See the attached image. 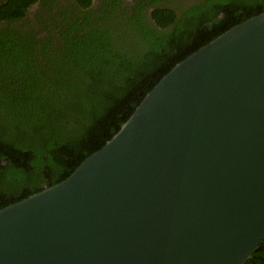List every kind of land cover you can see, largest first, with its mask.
<instances>
[{"label":"water","instance_id":"obj_1","mask_svg":"<svg viewBox=\"0 0 264 264\" xmlns=\"http://www.w3.org/2000/svg\"><path fill=\"white\" fill-rule=\"evenodd\" d=\"M264 243V13L178 63L65 181L0 210V264H247Z\"/></svg>","mask_w":264,"mask_h":264},{"label":"trees","instance_id":"obj_2","mask_svg":"<svg viewBox=\"0 0 264 264\" xmlns=\"http://www.w3.org/2000/svg\"><path fill=\"white\" fill-rule=\"evenodd\" d=\"M206 1L209 12L181 20L156 8V27L173 26L163 33L121 12L123 4L94 11L93 0H75L80 15L57 38L31 33L26 49L17 42V63L0 73V210L68 179L178 63L264 13V0ZM36 2L8 0L0 21L23 20ZM247 264H264V243Z\"/></svg>","mask_w":264,"mask_h":264},{"label":"flooded vegetation","instance_id":"obj_3","mask_svg":"<svg viewBox=\"0 0 264 264\" xmlns=\"http://www.w3.org/2000/svg\"><path fill=\"white\" fill-rule=\"evenodd\" d=\"M7 1L8 0H0V6L5 4ZM36 1L37 2L29 8L27 16L23 20L12 23L0 21V73L6 71V65H14L15 63H17V42L19 48L26 49L30 45L29 39L27 38L29 34L35 33L38 36V39L43 40H47V38L50 37L48 33L49 31L46 32L45 35H40L37 33L38 31H34V29L22 30L17 27L18 24L28 19L32 10L39 12L42 10V8H44L45 5L51 4L52 6H55L57 3L62 1L64 2L61 6L62 11H64L65 9L71 11L70 13H65L63 16L64 19L67 18L65 20L66 23L68 20L76 19L77 16L80 15V10L78 9V4L75 2V0ZM65 1H71V7ZM105 1L106 4H110L111 7H113V4H123L122 9L120 10L121 12L125 11V13H128L129 16L133 18L142 15L145 18V21L148 23L146 25H149L152 30L155 29L156 31L163 33L172 30L173 26H170L165 31H162L156 27L155 23L151 19V14L156 8L172 9L176 11L177 20L183 19L186 13L191 10L194 12L206 14L212 8L210 2H207L206 0H108V2L107 0H93L92 9L94 11L100 10V8L103 7V4H105ZM221 16L222 15H220L219 17ZM7 39H9L8 42H6ZM26 53L27 52H25V54Z\"/></svg>","mask_w":264,"mask_h":264},{"label":"rangeland","instance_id":"obj_4","mask_svg":"<svg viewBox=\"0 0 264 264\" xmlns=\"http://www.w3.org/2000/svg\"><path fill=\"white\" fill-rule=\"evenodd\" d=\"M65 2L71 7V1ZM62 3L64 2L60 1L55 6H52L51 4L45 5L44 8H42V10L39 12L32 10L28 19L18 24L17 27L22 30L34 29V31H38L37 33L40 35H45V33L49 31L48 33L50 36L57 38L58 34L53 32H55L56 29H60L62 25L66 23L65 20L67 18H63L64 14L71 12L68 9L62 11Z\"/></svg>","mask_w":264,"mask_h":264}]
</instances>
